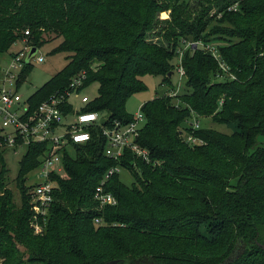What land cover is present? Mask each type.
Instances as JSON below:
<instances>
[{
    "label": "trees",
    "instance_id": "16d2710c",
    "mask_svg": "<svg viewBox=\"0 0 264 264\" xmlns=\"http://www.w3.org/2000/svg\"><path fill=\"white\" fill-rule=\"evenodd\" d=\"M203 1L208 9L189 0H0V57L26 39L33 48L59 39L51 53L67 54V65L28 100L32 110L84 71L85 86L98 83L99 95L83 111L107 113L103 125L131 122L126 106L147 90L143 78L171 85L187 43L223 42L216 51L229 69L216 81L222 69L207 46L184 51L188 91L178 104L157 95L142 107L137 142L150 151L149 164L130 150L120 161L108 158L101 126L88 128V143L70 144L75 157L63 150L64 173L52 177L54 203L39 234L27 176L47 147L30 145L19 163V206L1 153L0 264H264V0ZM213 7L220 18L209 16ZM150 33L166 45L149 42ZM24 72L29 79V64ZM64 112L73 113L71 106ZM193 117L238 131L184 128ZM188 135L206 144L190 146ZM117 166L135 182L127 186L114 174L105 189L117 205L100 211L96 188Z\"/></svg>",
    "mask_w": 264,
    "mask_h": 264
},
{
    "label": "built area",
    "instance_id": "2783aa9c",
    "mask_svg": "<svg viewBox=\"0 0 264 264\" xmlns=\"http://www.w3.org/2000/svg\"><path fill=\"white\" fill-rule=\"evenodd\" d=\"M26 37L30 36V32H25ZM24 48L15 52L17 56H13L16 62H21L25 68L30 65L32 59H36L38 63L45 61L44 56H38V53L31 59L28 56L33 49L26 39ZM18 44L14 45L17 46ZM200 44L187 43L185 48L180 50L177 72L181 79L186 78V72L182 65V56L188 47H196ZM202 45V44H201ZM203 46V45H202ZM204 49L205 46H203ZM212 55L218 62L220 56L215 47L207 46ZM16 64L13 67L16 68ZM220 67L224 69L225 74L229 75L228 67L220 62ZM5 78L0 79V155L11 150L17 153L18 149L29 147L30 145H45L47 150L42 157L41 167L39 171L42 177L41 182L33 186L29 191V195L33 204L32 227L36 234L42 232L40 220H45L49 215L51 205L54 203V192L56 183L52 179L54 174H61L63 167V150L70 144L84 145L88 143L92 134L88 128L101 126V133L105 138L104 153L108 158L120 161L125 151H132L137 158L146 163H151L152 158L150 151L140 146L137 142L141 129L146 123V118L142 109L133 116V120L128 123L120 121L110 125L99 123L100 114L97 112H78L77 114L65 115L64 108L70 106L68 99L70 96L79 92L87 80L86 72H81L72 78L70 86L63 92H57L51 95L47 100L42 102L36 109L32 110L28 101L23 100V96L19 93L22 82L16 79L11 71H3ZM176 95L173 92L170 97ZM24 101V102H23ZM82 103L87 105L90 103L88 97L82 98ZM74 119L65 123V120L72 115ZM194 128H200L199 124H195ZM185 141L190 146H204L206 142L194 135L185 136ZM122 168L120 166L109 170L104 176L101 184L96 188L94 199L98 203L99 210H103L107 206H116L117 199L115 196L106 191L105 185L114 174H119ZM94 224L103 225L102 218H96Z\"/></svg>",
    "mask_w": 264,
    "mask_h": 264
},
{
    "label": "rangeland",
    "instance_id": "374dc122",
    "mask_svg": "<svg viewBox=\"0 0 264 264\" xmlns=\"http://www.w3.org/2000/svg\"><path fill=\"white\" fill-rule=\"evenodd\" d=\"M201 2L203 6L208 9L209 3L203 0H189V3L194 7L198 8L201 5ZM171 11H167L165 13L160 14L159 18L161 20H167L169 18ZM209 16L213 17L214 15L220 16L218 13V10L216 8H212L209 12ZM220 18V17H219ZM216 39L219 37H215ZM149 42L152 43H159L166 45V42L162 40L159 37H156L155 33H150L148 35ZM61 40L56 39L54 41H51L50 43H47L45 46L42 48H39V53L38 56H44L45 61L43 63H38L36 59H32L30 66H31V72L30 75L32 76L31 79L29 80L28 77H25V67L22 66L21 62H16L11 53L18 52L20 49L24 48V43H18L17 46H14L12 51H10L8 54H5L0 57V79H4V73L3 71H11L13 75L16 76V79L22 82V85L19 89V93L23 96L24 101H28L31 97H33L36 92L42 88L45 84H47L51 78L57 74L59 71H61L68 63L66 60L67 54L65 53H60V54H52V50L60 43ZM191 42V41H190ZM200 44V43H199ZM223 42H219V40H215L212 42L208 43H203L202 45L205 46H212L215 48H218L219 46H222ZM202 45H199L202 47ZM204 48V47H203ZM179 59V56H178ZM178 59L175 60V65H178ZM16 64V68L13 67V64ZM222 69V74L218 75L215 77L216 81H221L226 79V76L229 77L228 74H225L226 72ZM186 81L187 78L181 79L179 73L177 70H175L173 77L171 78V85H163V79L162 77H157V76H145L143 78V82L147 87V90L145 92H141L138 94L133 95L126 106V110L129 115L135 116L139 110L142 109L143 104L147 101H150L154 99L157 95L161 96H169L173 92L176 93L172 97L173 102L175 104H178V98H180L185 92L188 91L186 88ZM30 87V89H29ZM99 84L98 83H92L88 86L83 87L79 92L73 93L70 98L68 99V103L71 106V110L73 114H77L78 112H82L85 108L86 105L82 103V98L83 97H88L90 99V102H93L97 99L99 92ZM23 101V102H24ZM70 115L66 120L65 123H69L74 119V116ZM109 119V115L107 113L100 114V124H105ZM194 124H199L200 128H209V129H214L218 132L221 133H226V134H233V132L238 131L237 125L236 124H231V125H220L217 123H214L210 118H197L193 117L192 119L188 120L183 127L186 128L190 125ZM260 141L264 143V138H260ZM68 148L69 154L71 157L76 156V150L74 147L71 145L66 147ZM27 152V147H24L22 149H18L17 153L9 150L6 152L5 158H6V163H7V168H8V177H7V183H8V188H10L14 194V200L17 206L20 205L21 202V197H20V190L18 189L16 185V178L19 175L20 172V166L19 163L23 156ZM42 169L41 166H38L34 171H32L28 176H27V186L28 187H33L38 185L42 177L39 175L40 170ZM64 173V172H63ZM63 173L60 175L62 176ZM120 178L121 181L127 185L131 186L135 180L134 177L131 175V173L125 169L120 170ZM203 232L206 231L205 228H202ZM36 233V232H35Z\"/></svg>",
    "mask_w": 264,
    "mask_h": 264
},
{
    "label": "water",
    "instance_id": "95a60500",
    "mask_svg": "<svg viewBox=\"0 0 264 264\" xmlns=\"http://www.w3.org/2000/svg\"><path fill=\"white\" fill-rule=\"evenodd\" d=\"M38 53V49L37 48H33L28 56V59L33 58L36 54ZM32 76L29 77V80L31 79ZM30 89V87H29Z\"/></svg>",
    "mask_w": 264,
    "mask_h": 264
}]
</instances>
